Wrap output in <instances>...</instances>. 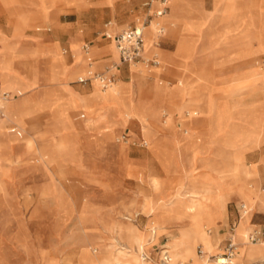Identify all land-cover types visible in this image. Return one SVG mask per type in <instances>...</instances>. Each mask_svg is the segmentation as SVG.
Instances as JSON below:
<instances>
[{
  "label": "rangeland",
  "instance_id": "1",
  "mask_svg": "<svg viewBox=\"0 0 264 264\" xmlns=\"http://www.w3.org/2000/svg\"><path fill=\"white\" fill-rule=\"evenodd\" d=\"M10 1L8 4L0 0V28L16 31V36H12L16 38V50L32 46L31 43L38 39L52 38L60 42L65 63L70 64L76 59L74 55L81 54L83 63L89 65L83 44L93 41L91 53L95 48L99 52L98 46L108 45L107 48L114 49V52L92 54L96 71H105L108 65L119 63L116 44L102 37V32L107 29L113 34L119 33L127 28L125 24H139L137 20L142 21L145 17V9L137 0ZM236 1L245 10V16L239 13ZM257 2L253 5L252 0H216L215 10L211 13H225V20L219 21L203 13L214 8V0H173L172 11L165 19L171 17L175 22L170 25L176 34L169 30L164 48H173L176 40L177 47L173 52L162 50L161 64L150 65L153 67L150 69L138 63L120 64L114 69V89H102L94 81L79 82V76L86 72L66 82L70 88L89 91L84 92L85 97L102 96L104 101V97L111 93L123 96L125 101L109 104L117 110L123 122L131 119L138 129L131 124L117 123L107 131L105 113H98L97 108L90 107L84 100L85 109L80 107L72 115V122L77 123L76 127L84 128V133L77 136L67 131L57 135L48 132L43 116L37 118L39 114L53 108L57 115H69L81 99L63 97L42 102L33 98L26 91L25 78L17 67L15 72L11 57L4 58L6 49H0V81L4 88L18 94L8 102L0 125L17 126L22 131L19 136L8 128L0 139V264H57L55 254L68 248L87 252L92 258L87 264H100L102 258L110 254L108 226L134 225L139 236L147 241V229L154 220L150 207L153 213L158 208L168 215L171 211L169 205L189 199H175L178 191L185 188L191 194L195 187L203 190L199 198L215 215L205 229L209 233L210 227L213 228V235L209 233L213 241L209 244L197 237V260L183 257L175 259L173 264L180 261L206 264L207 260L197 252L198 246L212 250L220 244L222 235L217 229L232 218L240 200L245 201L252 212L243 215L237 226L240 238L237 263L264 258V254L261 258L245 256V251L264 245V240L258 243L243 240L255 225L261 226L262 215L257 209L260 205L264 209V173L257 174L261 173V166L264 172V0ZM195 13L201 14L199 20L202 23L195 19ZM204 22L210 26L206 33L211 39L216 38L213 44L203 32ZM212 24L216 25V33L212 32ZM148 31L151 44L156 39L153 26ZM196 33L200 35L198 42ZM0 41L6 44L3 32H0ZM18 53L23 56L37 54L34 49L29 53ZM174 55L181 59V64L178 68L179 60H171L175 66L168 69L167 57L173 58ZM45 56L43 54L37 62L32 57L21 62L25 76H41L30 93H38L47 86L60 87L57 77L47 75L43 80L47 73ZM192 59L195 72L193 65L189 64ZM124 65L138 72V79L129 93H126V87L133 83V76L128 67L121 68ZM50 69L55 71V68ZM181 79L182 84L179 83ZM238 83L245 85L237 87ZM256 86L258 91L245 94ZM238 94L246 96L239 97ZM134 95L144 100H138ZM259 97L263 100L258 104L247 108L240 106L244 99ZM20 100L23 105L10 124L6 112ZM150 102L153 114L143 116L141 110ZM108 108L109 105L104 109ZM126 112L130 115L127 116ZM82 113H86L85 118L81 117ZM171 116H175L176 125L169 121ZM152 119L163 123L167 133L173 130L172 125L176 126L175 136L184 137L181 151L175 149L174 136L171 142L161 145L164 148L162 153L154 152L162 139L157 136ZM141 121L149 126L143 128ZM13 122L23 123L18 126ZM119 128L121 130H117ZM107 134L110 138L106 137ZM196 137L202 141H195ZM144 140L148 141L147 145L141 144ZM42 147L47 149L46 153ZM150 149L161 159L163 167ZM144 154H148L147 160H142ZM171 158L179 162L180 172L171 173L177 171L173 160L170 163L173 168L169 169ZM204 195L209 199L204 200ZM233 196L239 200L231 198ZM223 207L228 208L227 219L216 226L214 221L222 217ZM188 220L191 221V217L185 216L184 225ZM244 222L247 225L242 228ZM174 225L179 223L168 229L161 225L165 228L153 241L156 244L146 250L152 255L150 261L145 260L146 264L159 261L157 252L177 232ZM103 240L106 246L101 244ZM84 260L81 256V261ZM215 260L207 261V264H218Z\"/></svg>",
  "mask_w": 264,
  "mask_h": 264
},
{
  "label": "crops",
  "instance_id": "2",
  "mask_svg": "<svg viewBox=\"0 0 264 264\" xmlns=\"http://www.w3.org/2000/svg\"><path fill=\"white\" fill-rule=\"evenodd\" d=\"M3 1H5L8 4L11 3L10 0H3ZM137 1H141V6L143 7V9H145V2L147 0H137ZM252 1L254 2V3H252L253 5H256L258 3L257 0H252ZM258 1H260V0H258ZM236 5H237V8H238L239 13L242 14L243 16H245L246 15L245 10L241 6H239L237 4V1H236ZM215 6H216V0H214V8L213 9H210V11L205 12L203 9H201V10L204 11L203 12L204 13V16H210L211 19H215V20L217 19L219 21L225 20V13L224 14L223 13H217V12L211 13V12H213L215 10ZM171 11H172V2L169 5V12H171ZM254 13L255 12H253V14ZM199 15H201V14L200 13H195V19L196 20L201 19V17ZM219 17H222V18H219ZM163 21H164V24L167 27V31H166L165 34H163L160 37L161 44L160 45H157L158 47L160 46L159 47L160 48V53H158V54H159L161 60L163 59L162 50L163 51L166 50V51H169V52L170 51L173 52V51L176 50V47H177V45H176L177 44V40H176L175 43H174V47L173 48H170V49L164 48V46L168 43V32H169V30H172V27L170 25V20L165 19V17H164L163 18ZM199 22L202 23L200 20H199ZM137 23H141V19H138L137 20ZM204 23H205V29H204L203 32H204L205 36L207 35V37H209L210 44L211 43L213 44L214 41H216L215 40L216 38L215 37L213 39L210 38V35L208 33H206V32H208V29H209L210 26H209V24L207 22H204ZM215 24L216 25H219L222 28L224 26V25H222L220 23H218V24L215 23ZM216 25L212 24V32H215V30H214L215 28L214 27ZM48 30H50V28H48ZM172 31L174 32V30H172ZM0 32H3L4 34H6V44L4 42L0 41V49H6L5 50V54H4V58L11 57L12 66H13L15 72H16V67H17V70H20L22 76L25 78V84L27 85V90L26 91L30 94V96H32L33 98H37V100H40L42 102H45L46 99H50V100L54 101V100L61 99L63 97H72L73 99L76 98V97H79L81 99V101L77 103L76 109L74 111H72L71 113H69V115H66V116L57 115L56 110L53 109V108L47 109V110L43 111L42 113H40L41 115L39 114V116L37 118H40V116H43V122H44V124L47 123L46 126H48V128H49V131L48 132H50V133L52 132V133H55L57 135L59 132H65V131H67L66 133H68L70 135H77V136H80L82 133H84L86 131L84 128H82V127H76V124L77 123L72 122V115H73V113L76 112L78 110V108H80V107L83 108V109H85L84 108V100H86V102L88 103V105L90 107L97 108L98 113H100V114L102 113V115H103V113H105V115H103V117L104 116L106 117V119H105L106 121L104 122V126L106 127L105 129L107 131H109V129L111 128L110 126L113 127L117 123L131 124L136 129H138L137 126H136V124L131 119H128L127 121H124L123 122V120L119 116V114L116 111V109H114L107 102L102 101V96L101 97H99V96H97V97H93V96L85 97V96H83L84 95V92H89V91L84 90V88L75 89V88L68 87V85L66 84V82H68L69 80H71L72 78H74L75 76H77L78 74H80L82 72L85 73L87 71L88 67H89V65H85V63H83V58H82V55L81 54L74 55V56H76V59L74 61H72L70 64H67V63L64 62V59H63L62 54H61L60 42L57 41V40H54L52 38H48V39H45V40L38 39V40H36V42L34 41V43L33 42L31 43V44H33L32 46H26V47H24L22 49H17L16 50V38L12 37V36H16V31L15 32H9L5 28H2V29L0 28ZM115 34H117V33H115ZM155 34H156V32H155ZM194 35L197 37V42H198L200 35H197V33L194 34ZM75 36L81 37L80 35H75ZM215 36L217 37V35H215ZM221 36H223V33L221 34ZM72 37H74V36H72ZM102 37H104L105 39H110V38H107V37H105L103 35H102ZM71 38L68 41L69 44H70ZM154 38H156V40H157V34L155 35ZM110 40L112 42L116 43L114 39H110ZM88 42L91 45H94L93 41H88ZM2 43H3V48H1V44ZM197 46H198V48L200 47L198 43H197ZM107 47H108V45L101 46V47L98 46L99 52L97 54L108 52L109 50L107 49ZM31 49L32 50L33 49L36 50L37 54L36 55L29 54L27 56H23L22 54L18 53V52H22V51L29 53V51H31ZM109 53H111V52H109ZM43 54H46L45 59H46V64H47V73L44 76L43 80L45 81L47 75H50V76H54V77L59 78L61 84H60V87H58V89H55V88H52V87H48L47 86L48 83L46 82L47 83V85H46L47 87L45 89H43L42 91H40L38 93H30L31 88L35 84H37L39 82L38 79L41 78V76L38 75V74H36V76H34L32 78H30L28 76H25L22 73V65H21V62L22 61L24 62L26 59H29L30 57H32V59H34V61L37 62L43 56ZM175 59H178L179 60V64L176 65L179 68V65L181 64V59L175 56L173 58L167 57L166 67H168V69L172 68V66H175V64L173 62H171V60H175ZM193 59L190 61L189 64H190V66L193 65V70L195 72V68H194L195 65H194V63H191L193 61ZM262 61H263V57L261 58V61L260 62L262 63ZM19 62H20V64H19ZM108 66H110V65H108ZM129 66L128 65L127 66L124 65L121 68H124V67L127 68L128 67V70H129ZM50 68H55V71H50L51 70ZM34 69H36V67H34ZM118 70H121V69H118ZM165 71H169V70L166 69ZM179 71H180V69H179ZM179 71H177V72H179ZM163 72H161L160 74H158L157 79L159 78V76ZM205 73H207V72H205ZM179 74H180V72H179ZM257 78H255V79H257ZM259 78L263 79L262 78V75H259ZM158 80H160V79H158ZM179 83L182 84V79L179 81ZM249 83H247V84H249ZM0 85H1L2 89L6 90V91H9L13 97L16 98V95L18 96L17 93H14L13 91H10V90L4 88L3 85H2V83H1V81H0ZM243 85H245V84H242V83L239 84L238 83L237 87H241ZM252 86H254V85H252ZM133 88H134V84H133ZM131 89H132V87L127 85V87H126V93H129L131 91ZM189 89L191 91H195L193 87H189ZM91 90H92V87H91ZM258 90H259V88L256 86V88H254L253 91L248 92V93H245V94L248 95V94H251V93H253L255 91H258ZM246 95H244V94H242V95L238 94L239 97H242V96L245 97ZM134 98H136L138 100H140V99L142 100L143 99V98H137L135 95H134ZM262 100H263L262 97L254 98V99H244L243 101H241L240 106H242L243 108H247V107H249V106H251L253 104H258V103L262 102ZM107 105H109V108L108 109H104L105 106H107ZM153 110L154 109L152 107V103L150 102L145 107V109L141 110V114L143 116H146V115L148 116L149 114H153V112H152ZM25 117H28V115L25 116ZM81 117L82 118H85L86 117V113H82L81 114ZM169 121H172L173 124H175V122H176L175 116H173V117L171 116ZM13 123L17 124L18 126H21L23 122L22 123L13 122ZM152 124H153L154 130L157 133V136L161 137V139H162L161 144L158 145V147H157V150L160 151V149H164L163 147H161V145L164 146V145L168 144L169 142H171V140L174 139V136L177 133V130L175 129L176 128V126H175L176 124L175 125H172L173 126V130H171L169 133L166 132V130L163 127V123L160 124V121L155 122V120L152 119ZM8 128H9V131H16V134L17 135H19V136L22 135V131H21V129H19V127L16 126V127H11L10 128L9 127V124H8ZM117 130H121V128H119ZM111 136H112V134H111ZM9 137H11V136L9 135L8 138ZM197 138L198 137H196V139H194V140L195 141L198 140L197 142H201L202 141L201 138H198V139ZM165 147H167V146H165ZM42 148H43L44 153H46L47 149L45 147H42ZM151 153L156 158H158L154 154L153 151ZM253 155H255V154H253ZM147 156H148V154L147 155L144 154L143 157H142L143 158L142 160H147ZM249 158H251V157H249ZM255 158H257V157H255ZM159 159L160 158H158V160ZM160 160H159V162H160ZM172 160L174 161V166L176 167L177 171H174V172H171V173L180 172L181 171V167L179 165V162L176 159L171 158L170 159V162H169V165H170V163H171ZM160 164H161V162H160ZM129 167L131 168L132 166H129ZM162 167H163V165H162ZM171 168H173L172 164L170 165V168L169 169L171 170ZM263 173L264 172H263L262 166H261V173L258 172L257 174L263 175ZM257 174H255V175H257ZM260 196L263 197L261 194H260ZM231 198H236V200H239L236 196H233ZM190 203L191 202L188 199V200H185V201L182 200L179 203L174 204V205H169V209L171 211H170V213L168 215H165L158 208L156 209L157 212L156 213H153L151 211V207H150V215L153 217L154 220L151 221V226H150V228L147 229L149 231V234L155 232L154 231V225H156V224L165 225L166 228L168 229L169 227H172L171 225L176 224V223H179V225H174V228H176L177 232L174 233V234H172V236L169 238V239H178L181 236V233H182L181 229L184 227V221H185V214L184 213H186V208H189L186 204H190ZM242 203H244V201L240 200V203L235 205V214L234 215L232 214V218H229V220H228V222L226 224L221 225L219 227V229H217L218 233L220 235H222L220 244H223L224 240L226 239V237H227V235L229 233L231 224H233L235 222H237L239 224L240 219L242 218V216H241V212H242V210H241V204ZM227 204H228V202H227ZM257 210H258V213H261V215H262V218H261V221H260L259 224L261 225V227L264 228V209L260 205V206H258V209ZM253 216H254V214H253ZM226 219H227V216H226V218L224 220H226ZM252 219H253V217H252ZM224 220H222L220 223H222ZM220 223L218 225H220ZM238 224H237V226H238ZM218 225H216V226H218ZM210 229H211V231L209 233L211 235H213V228L210 227ZM135 230H136V233L139 235V233H138L139 230H138L137 227H135ZM251 230L252 229H250V231ZM250 231L248 232V234L250 233ZM237 234H238V232H237ZM99 239H100V237H99ZM238 239L240 240L239 235H238ZM243 240H244V242L245 241L247 242L248 241V235L245 236V238H243ZM151 241H152V238L150 236L147 237V241L144 244L145 248L141 251V254L142 255H143V253L144 254H147L152 259V255L150 253L148 254L146 252L147 249H150L154 244H156V242L155 243H153V242L151 243ZM101 244L104 245V246H106L104 240L101 242ZM163 246H164V244L161 246V248ZM167 251L172 255V252H171L170 249H167ZM160 252H161V250L159 252H157V254H158V257L157 258L160 257L159 256V253ZM162 255H161V257H162ZM154 258H156V257H154ZM151 259H147V261H150ZM263 260H264V258L258 259L256 261L249 262V263L248 262H244V264H252V263H255V262H258L259 264H262ZM236 262H237V260H236Z\"/></svg>",
  "mask_w": 264,
  "mask_h": 264
},
{
  "label": "bare ground",
  "instance_id": "3",
  "mask_svg": "<svg viewBox=\"0 0 264 264\" xmlns=\"http://www.w3.org/2000/svg\"><path fill=\"white\" fill-rule=\"evenodd\" d=\"M174 11L176 12L175 7H174ZM172 17H173V14H172ZM169 20H170L171 24H175V22L172 21L171 17L169 18ZM128 26H129L128 23L125 24V27H128ZM150 26H153V31L155 32L154 23H152ZM148 28L146 30V41H145V50H144V56L146 58L150 57L154 53H160L159 52L160 46L158 47L155 44L156 39L153 41V43H151V44L149 43ZM107 49L111 53L114 52V49H112V48H107ZM97 52H98V49L95 48V50L91 54H96ZM85 57H84V59H85ZM137 63L139 64V66H145V67H148L149 69L153 68L149 64H147L145 61H142V60L134 61L130 65H136ZM131 67H133V66H131ZM90 69H92V66L89 64V68L87 69L85 74H87ZM130 71H131L132 76H133V83L131 84V87H133L132 85L134 84L135 79H138L137 78L138 72L134 68H131ZM120 72H121V70H120ZM81 76H83V75H80L79 77H81ZM92 81H94L95 83L97 82V84L102 89H105V90L106 89H114L113 86L115 84L113 82L110 86L104 88L97 79H93ZM139 82H141L140 79H139ZM11 100H12V97L10 99H8L6 102H4L5 110H6L8 102ZM123 101H125L124 97L120 96L118 94H115V93H111L110 95L104 97V102H107L108 104L113 103V102L114 103H120ZM22 105H23V101L20 100V101L16 102V104H14L11 108H8V110L6 112V116L8 118V123L14 121V117L17 116ZM124 105H125L124 109L127 110L126 104H124ZM118 110L120 111L121 108L119 107ZM126 114H127V116L130 115V113H128V112H126ZM165 120H167V117ZM141 126L143 128H145L146 126H149V125H146L144 123V121H143V123L141 121ZM7 130H8V127L0 125V139L4 136V134L7 132ZM107 137L110 138V135L109 136L107 135ZM175 139H176L174 141V142H176V148L175 149L178 151H181V149H183L182 148V141L184 140V137H183V135H177V136H175ZM154 152L157 154L162 153L163 149H160V151H158L156 149V150H154ZM202 191L203 190H200L199 188H196V187L190 191L191 194L186 192L185 188L178 191V195L175 196V199L189 198V200L191 202L190 204H186L189 208H186V213H184L185 216L191 217V221L188 220V223H186V225H184L185 229L178 239H169V241H167V243L162 247V250L159 253V256H160L159 260L161 259L162 254H163L162 257L164 256L167 249H170L172 252V255H171L167 251V253H169L172 257L170 264H173V261L175 259H179V258H183V257H191L192 259L197 260L198 255H197L196 249H195L196 238L200 237L203 240H205L206 242H208L209 244H210V242L213 241V236L209 235V233L206 232L205 229L209 227L208 223L212 222L214 220L215 215L208 208L206 203H204L202 200H200L199 197H200ZM203 199L208 200L209 197L204 195ZM182 200L185 201L187 199H182ZM244 203H246V202L244 201ZM226 214H227V209H226V207H223L222 214H221L222 217L219 218L217 221H214V222H216L214 224L218 225L222 220H224L226 218ZM246 214H248V213H246ZM246 214H243V215H246ZM124 216H126V215H124ZM241 219H243V218H241ZM246 225H247V222H244V224L242 225V228H245ZM164 228L165 227L161 226L160 224L154 225V231L155 232L150 233L148 235V237L150 236L152 238L151 242H153L156 239V236L159 233V231H161ZM107 229H108L107 231L109 233V238H108L109 242L107 243V248L109 249L110 254L108 256H105L104 258H102L103 260L100 262V264H146L148 262V261L147 262L145 261L146 259L144 258V253H143V255L141 254V251L145 248L144 244L146 243V239L143 237H139V235L136 233L134 225L129 224L127 226H120V227L115 226V225H110V226H108ZM125 232H126V235L124 234ZM247 242H250V241L248 240ZM222 250H223V248L221 247V244H219L218 246H216L212 250H207V251H209L210 254H216L218 257L220 255V253L222 252ZM86 253L87 252L84 253V251L72 250V249L68 248L67 250L66 249L62 250L60 253L57 252L55 254L54 260L57 262V264H83V263L87 264L90 262V259H92V258H90V255L88 253H87L88 254L87 255ZM89 253H90V250H89ZM263 254H264V245L252 247L251 249H248L247 251H245V256L251 257V258H255V257L261 258L263 256ZM81 256H83V258L85 259L84 261H81ZM200 257L205 259V261L206 260L207 261L213 260V259H209L207 257H202V256H200ZM98 258H100V257H98ZM148 259H151V257ZM207 261H206V264H207ZM215 261L218 263L217 259ZM185 262L186 261H180L178 264L185 263ZM159 263H160V261H157L154 264H159Z\"/></svg>",
  "mask_w": 264,
  "mask_h": 264
},
{
  "label": "built area",
  "instance_id": "4",
  "mask_svg": "<svg viewBox=\"0 0 264 264\" xmlns=\"http://www.w3.org/2000/svg\"><path fill=\"white\" fill-rule=\"evenodd\" d=\"M172 0H147L145 2V17L140 24H135L127 27L117 34H113L109 30H104L102 35L114 39L119 51V63L112 64L106 68L105 71H96L93 67L94 59L91 54V44L86 42L83 44L82 49L86 55L89 64L92 69L88 71L87 74L79 77V82H88L93 79H97L100 84L106 88L112 84L115 79L114 69H117L120 64L130 65L134 61L142 60L149 65H159L161 64V58L158 53H154L150 57L146 58L144 56L145 41H146V30L154 23L155 32L157 34L156 45H160V37L166 33L167 27L164 24L163 18L169 12V5ZM12 97L9 91L2 89L0 85V120L5 115L4 102ZM126 137V135H124ZM142 145H147L148 141L144 140ZM241 216L243 214L249 213L252 209L246 204H241ZM237 222L231 224L229 233L222 245V252L217 257L216 254H210L203 245H199L197 252L202 257H207L209 259H217L218 264H238L236 262V257L239 252L240 240L237 234ZM211 231V229H209ZM248 240L251 243H258L264 240V228L255 225L253 229L248 234ZM144 258H150L149 255L144 254ZM172 257L169 253H165L163 257L159 260V264H170ZM187 264V263H180ZM264 264V260L262 262Z\"/></svg>",
  "mask_w": 264,
  "mask_h": 264
}]
</instances>
